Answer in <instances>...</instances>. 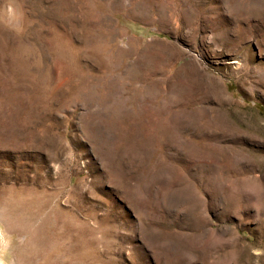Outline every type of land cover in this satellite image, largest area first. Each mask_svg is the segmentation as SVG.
Here are the masks:
<instances>
[{
    "label": "rangeland",
    "instance_id": "rangeland-1",
    "mask_svg": "<svg viewBox=\"0 0 264 264\" xmlns=\"http://www.w3.org/2000/svg\"><path fill=\"white\" fill-rule=\"evenodd\" d=\"M0 264H264V0H0Z\"/></svg>",
    "mask_w": 264,
    "mask_h": 264
}]
</instances>
